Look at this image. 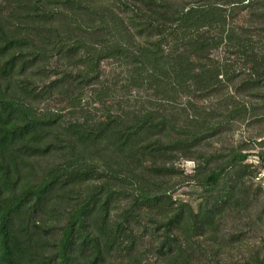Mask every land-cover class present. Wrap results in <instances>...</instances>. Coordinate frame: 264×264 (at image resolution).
<instances>
[{
  "label": "trees",
  "instance_id": "1",
  "mask_svg": "<svg viewBox=\"0 0 264 264\" xmlns=\"http://www.w3.org/2000/svg\"><path fill=\"white\" fill-rule=\"evenodd\" d=\"M263 118L264 0H0V264L221 262L258 172L211 145Z\"/></svg>",
  "mask_w": 264,
  "mask_h": 264
},
{
  "label": "rangeland",
  "instance_id": "2",
  "mask_svg": "<svg viewBox=\"0 0 264 264\" xmlns=\"http://www.w3.org/2000/svg\"><path fill=\"white\" fill-rule=\"evenodd\" d=\"M239 66L236 64L234 68ZM106 68L107 71H111L114 67L106 65ZM52 107L54 108V105ZM211 146L214 149L226 150L242 147L249 149L248 163L253 164L258 172V177L253 181L251 188L257 200L243 204L238 210L230 213L225 220L222 234L227 239L234 236V240L229 243L226 241L223 245L219 255L222 263L213 259L212 256L210 259H203V262L204 264H244L264 246V164L259 157L262 154L264 158V118L254 124H236L221 141L212 142ZM211 146L207 149H211ZM175 166L183 171L185 176L193 174L195 170V163L189 160L177 161ZM176 181L178 183L172 193L174 199L188 202L196 209L201 190L193 183H187L183 178H177ZM146 223L152 225L149 221ZM158 237L147 234L142 241L144 264H167L155 250ZM203 241L207 246H215L212 239L208 237H204Z\"/></svg>",
  "mask_w": 264,
  "mask_h": 264
}]
</instances>
